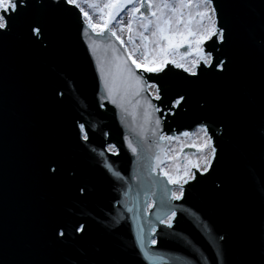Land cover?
<instances>
[{"label": "snow or ice", "instance_id": "obj_1", "mask_svg": "<svg viewBox=\"0 0 264 264\" xmlns=\"http://www.w3.org/2000/svg\"><path fill=\"white\" fill-rule=\"evenodd\" d=\"M257 6L259 28L248 34L260 54L256 94L241 84L223 98L227 110L222 114L208 100L201 99L197 106L205 115L198 117L194 130L165 133L166 117L188 111L193 85L212 78L233 88V79L250 75L245 52L234 39L238 18L225 10ZM30 8L36 11L35 18L27 23V41L39 50L50 46V13L58 21L71 22L75 18L78 38L93 72L94 104L101 111H108L109 106L115 109V118L124 129L123 146L134 165L130 179L110 159L109 154H121V145L108 140L107 131L99 149L91 145L90 139L95 124L77 119L72 134L77 145L89 148L100 167L116 182L119 199H113L108 214L115 211L111 220L117 226L130 221L136 254L145 264H186L184 257H166L155 250L161 233L173 230L178 215L184 214L214 252L211 260L204 258V264H225L221 243L225 237L214 235V229L198 210L181 202L196 184L213 182L215 190L223 192V181L218 176L213 179L218 163L217 137L227 125L241 119L247 105L258 108L260 139L264 141V0H259L258 5L252 0H0V38L12 32ZM170 76L179 82L177 87H173ZM53 83L51 102L56 105L63 102L65 91H79L75 79L61 73L54 72ZM216 124L220 130L213 127ZM181 137L186 139L181 141ZM173 141L179 148H168ZM186 148L194 151H184ZM37 159L40 182H57L65 170V161L55 151H40ZM165 161L171 162L167 168L163 166ZM135 168L140 169V175ZM68 175L73 172L68 171ZM77 190L81 197L86 195L83 185ZM44 224L52 247L79 246L80 256L66 255L61 264H120L118 258L105 257L99 248L94 256H87L82 242L88 239V226L73 216L46 217ZM157 225L162 228L158 230ZM257 229L264 237V216ZM182 239L192 244L187 237ZM8 249L7 228L0 222V264H6L3 256ZM11 264L47 262L22 259Z\"/></svg>", "mask_w": 264, "mask_h": 264}, {"label": "water", "instance_id": "obj_2", "mask_svg": "<svg viewBox=\"0 0 264 264\" xmlns=\"http://www.w3.org/2000/svg\"><path fill=\"white\" fill-rule=\"evenodd\" d=\"M258 2L252 0L255 5ZM35 11L26 10L12 32L0 38V222L5 224L9 238V249L3 259L6 264L22 259L61 264L66 255L79 257L78 245L66 244L57 249L47 240L44 218L67 214L88 226V239L82 242L88 257L94 256L99 248L105 257L118 258L120 264H145L132 246L130 221L117 226L111 220L115 211L108 214L113 199H119L116 182L100 167L89 148L77 145L72 134L77 119L95 124L90 139L91 145L99 149L107 131L108 140L121 145V154L118 157L109 154L110 159L130 179L134 165L123 146L124 129L115 118V109L109 106L108 111H101L94 104L93 72L79 41L75 18L71 22L58 21L50 13V46L39 50L27 41V23L35 18ZM225 11L238 18L234 39L245 52L250 75L233 79V88H226L212 78L193 85L188 111L166 117L165 133L194 130L198 117L205 115L197 106L201 99L208 100L222 114L227 110L223 98L233 89L242 84L251 94L257 92L260 54L248 34L258 31L259 7ZM54 72L75 79L79 89L77 93L65 91L63 102L58 105L51 102ZM168 79L174 88L178 86L174 77ZM213 127L220 130L219 124ZM261 134L258 108L247 105L241 119L227 125L217 137L218 163L213 179L218 176L223 181V192H217L213 182L196 184L187 190L181 202L198 210L214 229V235L225 237L221 242L225 264H264V237L257 229L264 216ZM40 151H55L65 161V170L57 182H40L37 159ZM68 171L73 175L69 176ZM135 171L140 175L139 168ZM80 185L86 189L83 197L77 190ZM143 199L141 193V203ZM182 237L192 244H185ZM155 250L166 257H184L186 264H204V258L211 260L214 256L206 237L184 214L178 215L173 230L161 233Z\"/></svg>", "mask_w": 264, "mask_h": 264}, {"label": "rangeland", "instance_id": "obj_3", "mask_svg": "<svg viewBox=\"0 0 264 264\" xmlns=\"http://www.w3.org/2000/svg\"><path fill=\"white\" fill-rule=\"evenodd\" d=\"M84 7H85V10L86 11H88V9H87V6L86 5H84ZM125 19H126V17H125ZM181 139V141H184L186 138H180ZM173 146H175L176 148H179V145L178 144H176V142L175 141H173V142H171V143H169V146H168V148H172ZM169 163H171V162H169V161H165V163H164V167H168V164Z\"/></svg>", "mask_w": 264, "mask_h": 264}]
</instances>
